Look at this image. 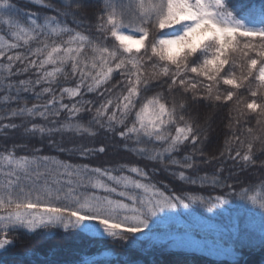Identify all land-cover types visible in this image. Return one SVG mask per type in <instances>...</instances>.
<instances>
[{"label":"snow or ice","instance_id":"obj_1","mask_svg":"<svg viewBox=\"0 0 264 264\" xmlns=\"http://www.w3.org/2000/svg\"><path fill=\"white\" fill-rule=\"evenodd\" d=\"M28 3L47 12L0 0V140L13 141L0 151V252L53 229L135 247L158 214L233 198L264 212V8L257 21L230 0ZM201 103L227 109L218 154L186 115ZM110 147L134 161L95 165Z\"/></svg>","mask_w":264,"mask_h":264},{"label":"trees","instance_id":"obj_2","mask_svg":"<svg viewBox=\"0 0 264 264\" xmlns=\"http://www.w3.org/2000/svg\"><path fill=\"white\" fill-rule=\"evenodd\" d=\"M57 2L58 0H53V3ZM91 2L96 3V0H91ZM230 2L239 6L241 14L251 9L255 19L259 21L261 9L264 8V0H230ZM12 3L18 9L25 11H38L41 14L47 12L46 9H37L28 3V0H12ZM180 98L177 96V100ZM30 103L31 101H29V106ZM226 114L227 109L223 107L212 108L203 103L198 106L188 105L186 115L195 117L196 122L202 128L208 129L209 139L204 150L209 155L218 154V150L224 147L228 134ZM84 142L88 143V141ZM12 143V140H0V144L3 145L0 151L10 147ZM32 143L39 146V141ZM43 154L55 155L60 159L66 158L63 154L48 149L46 143ZM71 159L80 162L78 157ZM104 161L108 163L105 164ZM133 161L134 157L130 154L117 147H110L107 156L93 163L107 167ZM138 163L144 167L146 162L139 161ZM230 165L231 161H228V166ZM213 170V166L201 164L199 175H204L205 172L211 174ZM257 174H252L250 179L253 182ZM154 180L160 186L168 184L170 188L179 190L176 188L179 182L163 171L159 172ZM246 182H248L247 179ZM184 188L192 191L193 194L204 196H208L210 192L214 195L219 191L218 189L215 191L201 189L198 185H185ZM249 205L233 198L223 205L227 210L225 215L221 212L217 213L220 216L219 220L223 230L214 238L223 249L231 252L229 258H218L191 249L176 248L169 241H161L152 237L145 238L139 234V242L132 247L120 241L114 244L107 236L95 237L78 232L65 233L63 229H53L40 231L34 235L23 231L16 233L15 247L0 252V264H264V246L261 244L264 236L247 222ZM197 208L200 214H205L199 206Z\"/></svg>","mask_w":264,"mask_h":264},{"label":"rangeland","instance_id":"obj_3","mask_svg":"<svg viewBox=\"0 0 264 264\" xmlns=\"http://www.w3.org/2000/svg\"><path fill=\"white\" fill-rule=\"evenodd\" d=\"M198 206L190 205L187 210L178 208L172 213L158 214L155 222L151 224V231L146 229L145 233L139 236L169 241L176 248L191 249L218 258H229L231 252L223 249L214 238L223 230L217 213H227L226 208L222 205L213 213H209L199 206L205 213L200 214ZM246 218L247 222L264 236V212L249 205Z\"/></svg>","mask_w":264,"mask_h":264}]
</instances>
